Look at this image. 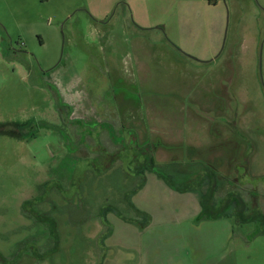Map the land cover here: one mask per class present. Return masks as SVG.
<instances>
[{"label": "rangeland", "instance_id": "374dc122", "mask_svg": "<svg viewBox=\"0 0 264 264\" xmlns=\"http://www.w3.org/2000/svg\"><path fill=\"white\" fill-rule=\"evenodd\" d=\"M113 1L0 0V264H264L254 222L196 218L200 191L144 171L129 197L151 153L181 185L176 173L215 168L219 194L238 189L264 212V0H136L144 28ZM55 91L86 133L62 161L65 185L49 171L63 144L43 124L58 122ZM28 121L23 139L12 129ZM104 121L135 137L114 145ZM100 128L103 157L127 140L106 169ZM65 130L75 143V123ZM47 180L64 188L39 191ZM137 209L144 228L126 221H143Z\"/></svg>", "mask_w": 264, "mask_h": 264}, {"label": "flooded vegetation", "instance_id": "af4514ba", "mask_svg": "<svg viewBox=\"0 0 264 264\" xmlns=\"http://www.w3.org/2000/svg\"><path fill=\"white\" fill-rule=\"evenodd\" d=\"M54 95H55V99H54L55 100V103H54L53 108H54V112L56 113V118H57V121L58 122L57 123L56 122H51L50 123V122L45 121V122H43V124L45 125L46 129L53 130V131H57V133H58V135H59V137L61 139V142L63 144L64 153H63V155L61 157V160L59 162V167L58 166L51 167V168H49V171L50 170H54L55 168H58V172L57 173H55V172L53 173L54 174V179L57 178L58 180H60V183L62 182V184L65 185L66 182H67L66 181L67 180V177L70 174V172H69L70 170L68 171L64 166H61L62 161L65 159V157H67L68 155H71V153L73 151H75V149L79 148L80 145H82V144L84 145V143H85L84 137H85L86 133H84V131L81 129V126L83 125V124L81 125V121L83 122V119L78 118V119H74V120L72 119L71 120L70 119L71 105L68 102H66L64 100V98L61 97V95L59 94V92H56L55 91L54 92ZM72 121L75 123V126H76L75 132H76V134L78 136V138H77L78 140H76L75 143H73L70 140L69 134H68L67 130H65V129H67L68 126L69 127L71 126ZM101 122H102V120H100V123ZM104 122L108 126V129H105V130L110 135V138H111L110 141L114 145H117V144L114 143L113 136H116V134L119 135V134L123 133V131L125 129H126V131H128V134H129V135L126 136V137H128V138H126L128 141H129V136L135 137V135H134V133H133V131L131 129H127V128L124 129L123 127L118 128V129H114L110 123H108L107 121H104ZM35 126H37V124L35 123V121H32V122L28 121V122H25V123H22V124H19V125L17 124L16 126L13 127L12 130L19 137H21L23 139L24 138H28V137L33 138L35 136V131H36L35 130ZM103 129L104 128H100V129H98L99 131L96 132L95 142L96 143H99L98 145H96V147H99L101 150L99 149L100 150V155L99 156H94V157H96V158L98 157L99 158V157L102 156L101 157L102 160L104 158L107 159V157H108V159L112 158V162L111 163H109V164L106 163V165H108V166L104 165V168L106 169L109 166H111L112 164H114V162L116 163V162L119 161L121 150L124 149V146H127V140L124 138L125 139L124 144H122V145L118 144V145H120L119 150L117 149L115 151H111L110 154L106 150L104 152V154L107 155V156L104 155V157H103V151L102 150L104 148H102V141L100 139V135H101ZM131 137H130V139L131 140H134V142H135V139L134 138H131ZM142 146L146 147L148 145L145 144V145H142ZM135 150H137L136 147H135ZM145 150L146 149L141 150V151H138L137 150V151H138V153L140 152L142 154L143 153L146 154ZM115 152H116V155L117 156H115ZM149 154H150V156H149ZM149 154H147V156H145V160L143 161V164H145V162L147 163L146 166H143V169L142 168L139 169V172H138V174H143L142 177H141V180H143V183L138 184V186L135 188L134 192L131 193L129 197H131L132 195H135V193L137 192V190H140L143 187V185L145 183V180H146L145 179L146 178L145 177L146 175H144V171H150V172H153V173L157 174V176L160 177L165 182V184L170 189H172V190H175V191H178V192H189V191H193V190L200 191V209H199V213L197 214V217L196 218L198 220H216V219H206V218H202L201 217V212H202V197H203L204 194L208 193L209 192V189H210V186H208V182H204V177L206 175L207 177H210L211 176L212 178H214V185H213L214 187H213V193H212V195H213V199L212 200L214 201V203L215 202H218L217 200H219L223 196H225L226 193H228L230 191L231 192L233 191V192H237L239 194V196L241 197V199H243V201L246 202V204H247L248 207L250 206L249 203H248V201L245 198H243L240 190H238V189L228 190V191H225L224 193H220L219 194L218 193L219 188L221 187V185L224 184L223 180H225V177L221 178L223 175L220 176L218 174V172L216 171V169L213 168V167H211V166H210V168L206 167V166H208L207 164H206V166H203V169H202L201 173L198 174V176H196L198 169L195 172L185 173V174H180V173L173 172V173H176V174L180 175L182 178L184 177V179L188 182V183H184L183 185H181L180 183L175 182L171 178V176L168 175L166 172H164V170L161 167H159L157 164L156 165L153 164V167L156 168L157 171H160L161 173L165 174L166 176H169L170 182L172 184V185H169L164 180V178L161 175H159L157 172H155L154 170H152V166L150 165V162H149V157H152L153 162H156V161L154 160L153 156H151V153H149ZM78 158H80V157H78ZM243 165L246 166L247 164L243 161ZM195 176H196V178L194 179V183L193 184H190L191 179H193ZM47 183H52V180H47L44 183H40L38 185L39 186L38 190L39 191H41V190H43V191L48 190L49 193H57V194H59V192H61V189L64 188V187H62L61 184L60 185L57 184V186H51V187L47 188ZM45 200L46 199H40V200H38V203L40 201H45ZM47 203H48V201H47ZM128 205H129L130 208H132V209L135 210V207H134V204L132 203V201L128 202ZM251 208H256V209L262 211L257 206H254V207H251ZM105 209H107V207H105L104 210ZM108 209H110V208H108ZM108 209H107V211H108ZM110 210L115 211L114 210V207H112V209H110ZM136 212H137L138 216L140 215L143 218V221L141 220L142 222H139L138 220L133 221L129 217H126V219H127L126 221H128V222H134L140 228H144L145 226H147L149 224V222H150V218L149 217L150 216L146 212L140 211L138 209H137ZM115 213H116V211H115ZM116 214L121 215V212L118 211V213H116ZM37 216H38V213H37ZM104 217H105V215H104ZM222 217H232V218H234L233 216H222ZM222 217H220V218H222ZM217 219H219V218H217ZM105 221H107V220H105ZM249 222H253V221H249ZM238 223H240V222H238ZM242 223H245V222H242ZM255 225H256V223H255ZM106 228H108V227H106ZM256 229H257V225H256ZM108 233H109V228L104 233L105 235H102V240H103V238L106 235H108Z\"/></svg>", "mask_w": 264, "mask_h": 264}, {"label": "trees", "instance_id": "16d2710c", "mask_svg": "<svg viewBox=\"0 0 264 264\" xmlns=\"http://www.w3.org/2000/svg\"><path fill=\"white\" fill-rule=\"evenodd\" d=\"M149 162L152 166V170L161 175L169 185H172L169 176H166L160 171H157V169L153 167L154 163L152 157H149ZM204 182H208V186H210V189L209 192L204 194L202 197V218L217 219L222 216H233L236 222L242 223L253 221L257 225V232L264 234V213L262 211L256 208H249L246 202L241 199L239 194L233 191L226 193L225 196L217 200L218 202L214 203V201L212 200L214 178H212L211 176L207 177L205 175ZM42 221L50 222V219L46 215L42 218Z\"/></svg>", "mask_w": 264, "mask_h": 264}, {"label": "crops", "instance_id": "0c3cea01", "mask_svg": "<svg viewBox=\"0 0 264 264\" xmlns=\"http://www.w3.org/2000/svg\"><path fill=\"white\" fill-rule=\"evenodd\" d=\"M114 1H116V0H114ZM125 2L128 4V7H130V9L133 12L132 15H133V19H134V21H133L134 25H136L139 28H144L146 26L145 20L147 19V17H146L147 14H144L141 12V10L137 6L136 0H126ZM133 6H135L136 7L135 9L138 10V14H136V10H134Z\"/></svg>", "mask_w": 264, "mask_h": 264}]
</instances>
